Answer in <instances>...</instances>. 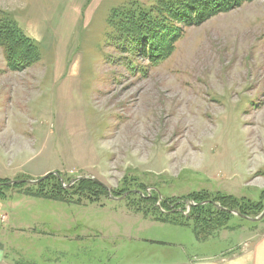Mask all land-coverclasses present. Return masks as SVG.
I'll list each match as a JSON object with an SVG mask.
<instances>
[{
	"label": "rangeland",
	"instance_id": "obj_1",
	"mask_svg": "<svg viewBox=\"0 0 264 264\" xmlns=\"http://www.w3.org/2000/svg\"><path fill=\"white\" fill-rule=\"evenodd\" d=\"M131 2L0 0L40 56L11 70L0 46V264H207L264 233L210 210L197 237L138 202L232 195L262 213L264 0L185 28L156 64L110 24Z\"/></svg>",
	"mask_w": 264,
	"mask_h": 264
},
{
	"label": "trees",
	"instance_id": "obj_2",
	"mask_svg": "<svg viewBox=\"0 0 264 264\" xmlns=\"http://www.w3.org/2000/svg\"><path fill=\"white\" fill-rule=\"evenodd\" d=\"M249 1L253 0H151L150 6H145L133 0L128 6L130 9L127 6H121L116 9V12L112 10L109 21L110 24L114 23L117 29L119 28L124 34L127 33L125 39L129 47L141 48L142 45L146 46L142 53L147 57L149 63L156 64L171 55L175 43L182 38L185 28L201 25L216 14L228 12L232 8ZM120 15L121 18H119ZM122 25L126 26L125 31L122 29ZM0 46L11 70L19 69L29 62L34 63L40 58L35 43L29 36L23 34L9 18L0 19ZM86 180L90 179H79L70 186L74 189V184L78 182L80 185H85ZM91 182L104 189L102 195L107 192L100 182ZM59 189L65 193L70 192L69 189L61 185H59ZM138 202L140 206L149 208L153 204V210L163 209L164 211H158L159 214H166L171 219H176V215L182 212L185 220L193 221L191 225H193L197 237L201 233V229L205 225L209 226L212 221L211 218L208 221L204 220L205 211L214 210L215 214L219 216L226 215L228 220L231 216H236L231 213L232 211L249 217L248 210L251 209L250 207L254 208L259 205V202L253 205L252 201L232 195L221 197L189 195L186 197L160 198L157 193L149 196V198L142 197ZM188 205L189 208H187ZM185 211L187 213H184ZM263 219L264 216L261 220Z\"/></svg>",
	"mask_w": 264,
	"mask_h": 264
},
{
	"label": "crops",
	"instance_id": "obj_3",
	"mask_svg": "<svg viewBox=\"0 0 264 264\" xmlns=\"http://www.w3.org/2000/svg\"><path fill=\"white\" fill-rule=\"evenodd\" d=\"M244 250H232L226 257L207 264H264V233L253 234Z\"/></svg>",
	"mask_w": 264,
	"mask_h": 264
},
{
	"label": "water",
	"instance_id": "obj_4",
	"mask_svg": "<svg viewBox=\"0 0 264 264\" xmlns=\"http://www.w3.org/2000/svg\"><path fill=\"white\" fill-rule=\"evenodd\" d=\"M49 175V173H46L45 175H43L40 179H38V181L39 180H41V179H43V178H45V177H47ZM81 177H79V178H76V179H71V183H73V182H75V181H77V179H80ZM95 181H98L97 179H94ZM38 181H35V182H38ZM14 182H16V181H10V184H13ZM27 182H34V181H31V180H27ZM206 203V202H205ZM203 204H204V202H203ZM231 213H233V214H235V215H239V216H241V217H243V218H246V219H250V220H252V221H258L259 219H261L263 216H264V209H263V211H262V213L258 216V217H254V218H250V217H247V216H244V215H240V214H238L237 212H231Z\"/></svg>",
	"mask_w": 264,
	"mask_h": 264
}]
</instances>
